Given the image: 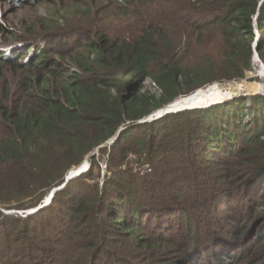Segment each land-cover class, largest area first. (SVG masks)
<instances>
[{
	"label": "trees",
	"instance_id": "16d2710c",
	"mask_svg": "<svg viewBox=\"0 0 264 264\" xmlns=\"http://www.w3.org/2000/svg\"><path fill=\"white\" fill-rule=\"evenodd\" d=\"M117 1L116 24L42 19L0 52L23 71L0 92V264H264V95L141 123L243 81L255 44L264 65V0Z\"/></svg>",
	"mask_w": 264,
	"mask_h": 264
},
{
	"label": "rangeland",
	"instance_id": "374dc122",
	"mask_svg": "<svg viewBox=\"0 0 264 264\" xmlns=\"http://www.w3.org/2000/svg\"><path fill=\"white\" fill-rule=\"evenodd\" d=\"M90 1L91 3L93 2V0ZM70 3L72 4L73 0H64V3L62 2V0H0V52H7L11 51V49H18L20 47L23 48L22 45H24V43H20L21 39H29V41L32 42L33 40L31 38L33 37L30 36L29 28H33L34 26H36V24L40 23L42 19H48L49 21L53 22L60 21L63 23L62 18L64 16L66 20L70 19L69 21H72L73 25H75L78 29H81L78 30L75 35L81 37L84 35H88V32L84 25L90 26V21H99V19L102 18H104L105 20L101 22H107V19H110V15L118 11L115 7L117 6V4H120V2H118L117 0H98V4L96 6L98 8H96L90 15L84 12L81 13L75 8L68 9L66 6L70 5ZM98 11L101 12L98 13ZM113 19L114 18L110 19V21H112ZM114 23L116 24L117 22L115 21ZM67 24V21H64V25ZM73 38H76V36H73ZM42 48L43 47L40 46V49ZM34 49L35 47L29 52V55L33 53ZM255 63L256 70L254 72H251V78L249 81L257 83L259 85L260 94L258 95H264V71L262 72V67L264 65L261 60L255 61ZM19 70L20 71H17L12 67L0 65V92H2V90L4 91L7 85L11 88L16 86L18 80L23 74L22 69ZM215 85H213V87H211L209 90L204 89L203 91L215 92V97L219 95L223 96L224 93H231L229 83L222 84V90L221 88L217 89ZM145 86L146 90L151 92L152 94H157L158 96L161 95V91H159V89L151 80L147 81ZM188 98L189 97L181 99L179 101L187 100ZM102 164L103 167L106 168L105 157L102 159ZM5 213L15 214V212L13 213L7 211ZM8 231V227L0 228V253L1 255L8 254L9 258H13L11 254L13 246L9 242ZM261 232L264 233V224L261 227ZM28 255H30V253H28ZM254 263L255 262H251V264Z\"/></svg>",
	"mask_w": 264,
	"mask_h": 264
},
{
	"label": "water",
	"instance_id": "95a60500",
	"mask_svg": "<svg viewBox=\"0 0 264 264\" xmlns=\"http://www.w3.org/2000/svg\"><path fill=\"white\" fill-rule=\"evenodd\" d=\"M254 50H255V61H260V58L257 54V44H255L254 46ZM264 71V66L262 67V72ZM251 73H247L246 74V78L241 81V83L239 82H236V81H233V82H230L229 83V86L231 88V93H224V95L222 97H220L219 99L213 101V102H210L206 105H202V106H194V107H184V108H178V109H171L170 107L173 106L175 103H172L168 106H166L165 108L155 112L153 115H151L148 119L142 121L141 123H149V122H153V121H156V120H159L161 118H163L164 116L168 115V114H172V113H178V112H182V111H186V110H195V109H204V108H209L211 106H214V105H218V104H222L228 100H233L235 98H241V97H254V96H257L258 94H260V91H259V85L257 83H254V82H250V78H251ZM219 88H221L222 90V84H217L215 85ZM213 87V86H211ZM207 88L208 90L211 88ZM204 90V89H202ZM200 90V91H202ZM197 93V92H196ZM115 141V139L111 140L109 142V144H112L113 142ZM92 164V158L89 157L86 162L78 169L72 171L69 173V175L67 176V182H69L71 179H73L74 177H77V176H80L81 174L87 172L90 168ZM65 186V185H64ZM63 186V187H64ZM62 187V188H63ZM57 191L54 190L50 195L49 197L46 198V200L44 201V203L39 206L38 208L36 209H33V210H30L28 212H26V214H35L37 213L39 210H41L42 208H44L45 206L49 205L53 196H54V193ZM14 213V212H13ZM11 214V213H8V215Z\"/></svg>",
	"mask_w": 264,
	"mask_h": 264
},
{
	"label": "bare ground",
	"instance_id": "6f19581e",
	"mask_svg": "<svg viewBox=\"0 0 264 264\" xmlns=\"http://www.w3.org/2000/svg\"><path fill=\"white\" fill-rule=\"evenodd\" d=\"M217 89H220L216 86ZM215 92L210 91H198L194 96L189 97L187 100L179 101L175 103L173 106H171V109H178V108H184V107H194V106H202L206 105L210 102H213L222 95H219L217 97Z\"/></svg>",
	"mask_w": 264,
	"mask_h": 264
}]
</instances>
